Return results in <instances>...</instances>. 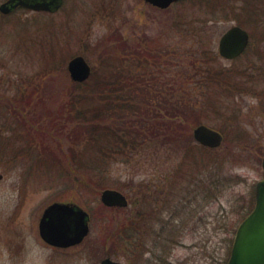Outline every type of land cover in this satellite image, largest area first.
Masks as SVG:
<instances>
[{
    "label": "rangeland",
    "instance_id": "374dc122",
    "mask_svg": "<svg viewBox=\"0 0 264 264\" xmlns=\"http://www.w3.org/2000/svg\"><path fill=\"white\" fill-rule=\"evenodd\" d=\"M206 1L160 10L143 0H63L53 13L18 8L0 14V264H100L107 256L124 264L227 263L262 179L264 0H253L261 14L257 29L246 26L237 2L221 0L222 10L210 16L199 10ZM181 18L202 22V44L178 36L173 26ZM233 25L248 31L250 43L242 56L225 60L218 40ZM118 36L128 47L153 40L178 47L180 57H172L186 65L200 56L185 51L205 45L215 56L214 72H231L241 89L225 91L212 83L198 89L207 97L192 128L204 124L221 132L218 148L198 145L192 129L186 147L152 142L129 161L120 157L104 166V188L87 189L58 171L57 160L66 169L73 166L77 142L66 120L72 81L67 63L80 55L98 66ZM107 188L122 192L130 205L105 207L100 193ZM138 200L146 221L133 234L137 245L130 246L118 227L134 216ZM53 202L88 213L89 233L81 244L55 252L41 240L38 219Z\"/></svg>",
    "mask_w": 264,
    "mask_h": 264
},
{
    "label": "trees",
    "instance_id": "16d2710c",
    "mask_svg": "<svg viewBox=\"0 0 264 264\" xmlns=\"http://www.w3.org/2000/svg\"><path fill=\"white\" fill-rule=\"evenodd\" d=\"M233 2L238 3L239 16L247 22L246 26L259 28L261 14L255 9L253 0ZM185 3L188 2L179 4ZM199 5V10L204 8V14H212L210 16L223 8L221 0H207L204 6ZM183 19H177L173 26L178 36L190 43L202 44L199 41L203 36L202 22ZM117 38L114 49L105 51L107 54L102 55L99 65L92 67L88 80L70 81L68 90L70 107L66 120L73 124L77 142L73 141L76 147L72 146L73 166L66 169L64 163L57 160L58 171L87 189L104 188V166L120 157L129 161V155L147 148L152 142L159 144V148L190 144L193 117L199 116L200 102L207 97L205 93L200 94V90L208 83L225 91L241 89L231 72H214L211 63L215 56L205 45L185 51L184 54H192V57L200 56V60L192 59L186 65L182 59L178 61L172 57H180L178 47L163 46L156 40L128 47L123 38ZM19 125L24 128L23 123ZM190 146L186 157L190 156ZM152 151L157 150L149 149L145 155L149 156ZM132 218L118 227L121 237L128 239L130 246L139 227Z\"/></svg>",
    "mask_w": 264,
    "mask_h": 264
},
{
    "label": "water",
    "instance_id": "95a60500",
    "mask_svg": "<svg viewBox=\"0 0 264 264\" xmlns=\"http://www.w3.org/2000/svg\"><path fill=\"white\" fill-rule=\"evenodd\" d=\"M183 0H144L160 10ZM62 0H6L0 4V13L8 15L19 7L34 12L57 11ZM250 36L239 25L228 28L219 38L217 52L225 60L241 56L247 48ZM67 71L72 81L82 83L91 75V66L83 56L77 55L67 63ZM196 143L207 148H218L223 142L222 134L216 129L199 124L192 130ZM262 179L254 186L253 210L238 225L234 234L230 255L226 264H264V159L261 161ZM101 203L108 208H126L127 197L114 189H103ZM89 215L82 208L70 204L53 202L42 212L38 222L40 238L47 244L61 249L79 245L89 233ZM100 264H124L105 257Z\"/></svg>",
    "mask_w": 264,
    "mask_h": 264
},
{
    "label": "flooded vegetation",
    "instance_id": "af4514ba",
    "mask_svg": "<svg viewBox=\"0 0 264 264\" xmlns=\"http://www.w3.org/2000/svg\"><path fill=\"white\" fill-rule=\"evenodd\" d=\"M63 1V0H62ZM144 1V0H143ZM190 1H193V0H184V1H180V2H177L178 4L179 3H181V2H188V3H190ZM147 4V3H146ZM149 5V4H148ZM149 6H151V5H149ZM151 7H153V6H151ZM153 8H156V7H153ZM168 9V8H167ZM166 10V9H165ZM247 50V49H246ZM245 50V51H246ZM245 51L243 52V54L245 53ZM242 54V55H243ZM241 55V56H242ZM240 57V56H239ZM239 57H237V58H239ZM236 58V59H237ZM263 59H264V57H262ZM233 60H235V59H233ZM138 206H140V204H139V200H138V203H137V207H136V209H135V213H134V216H133V218L135 219V222H136V224L137 225H139V227L141 228V224H145V221L143 220V217H142V212L140 211V208L138 207ZM252 209H253V207H252ZM252 209L247 213V215L252 211ZM246 215V216H247ZM138 227V228H139ZM37 231H38V225H37ZM138 233H139V230H138ZM39 234V233H38ZM42 240V239H41ZM43 241V240H42ZM44 242V241H43ZM47 246H48V248L49 249H51L52 251H55V252H59V250H64V249H61V248H58V247H54V246H51V245H49V244H47L46 242H44ZM136 245H137V243H136ZM73 247H75V246H73ZM69 248H71V247H69ZM65 249H68V248H65Z\"/></svg>",
    "mask_w": 264,
    "mask_h": 264
}]
</instances>
